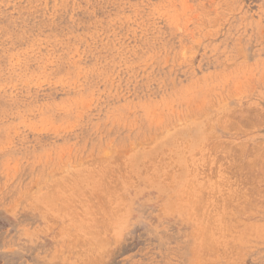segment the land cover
Returning a JSON list of instances; mask_svg holds the SVG:
<instances>
[{
    "label": "rangeland",
    "instance_id": "rangeland-1",
    "mask_svg": "<svg viewBox=\"0 0 264 264\" xmlns=\"http://www.w3.org/2000/svg\"><path fill=\"white\" fill-rule=\"evenodd\" d=\"M0 264H264V0H0Z\"/></svg>",
    "mask_w": 264,
    "mask_h": 264
},
{
    "label": "bare ground",
    "instance_id": "bare-ground-1",
    "mask_svg": "<svg viewBox=\"0 0 264 264\" xmlns=\"http://www.w3.org/2000/svg\"><path fill=\"white\" fill-rule=\"evenodd\" d=\"M250 160V159H249ZM248 165H250V164H248ZM247 166V165H246ZM251 166V165H250ZM252 168V167H251ZM251 168H249V170L251 169ZM235 191V190H234ZM236 195V194H235ZM245 198V197H244Z\"/></svg>",
    "mask_w": 264,
    "mask_h": 264
}]
</instances>
